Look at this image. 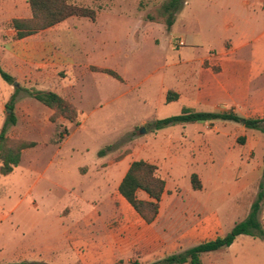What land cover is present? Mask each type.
<instances>
[{"label": "rangeland", "instance_id": "374dc122", "mask_svg": "<svg viewBox=\"0 0 264 264\" xmlns=\"http://www.w3.org/2000/svg\"><path fill=\"white\" fill-rule=\"evenodd\" d=\"M68 1L93 9L96 20L72 17L21 40L14 38L10 24L3 26V32L0 26V62L15 80L8 84L0 75V131L14 113L16 124L9 137L36 143L23 152L10 175H0V264L13 262L15 250L26 246H34L30 253L36 254L42 234L60 229L53 214L62 203L78 196L81 204L88 205L99 196L111 204L109 188L96 195L91 178L79 173V168L85 173L84 166L93 165L98 152L107 147L111 151L105 156L113 161H151L169 188L154 227L160 232V247L138 248L119 264H149L226 235L234 222L247 217L256 199L264 133L241 122L220 120L206 123L201 134H190L186 140L187 132L179 125L154 132L149 128L154 120L181 110L179 103L159 105L156 95L160 79L169 72L170 49L179 47L180 36L218 47L224 35V0H217L218 12L207 10L208 0H188L190 6L183 0L170 30L163 10L170 0ZM25 8L28 0H16V14ZM104 67L117 71L123 82L99 73ZM19 87L64 96L77 108L80 124L23 90L17 93ZM237 114L244 119L261 117ZM169 130L173 133L164 135ZM170 139L178 141L164 146ZM192 174L201 183L198 190L192 186ZM32 203L40 206L39 215L29 211ZM217 219L221 223L216 226ZM260 220L264 226V204ZM202 260L264 264V240L241 235L230 247L204 254Z\"/></svg>", "mask_w": 264, "mask_h": 264}, {"label": "crops", "instance_id": "0c3cea01", "mask_svg": "<svg viewBox=\"0 0 264 264\" xmlns=\"http://www.w3.org/2000/svg\"><path fill=\"white\" fill-rule=\"evenodd\" d=\"M217 4V0H208L207 10L218 12L215 10ZM223 4L224 10L221 12H224L225 19L221 27L224 35L218 47L205 46L196 43L194 38L179 35L182 38V45L180 43L179 47L169 48L173 56L169 58L166 66L168 74L163 76L158 84L156 94L158 104L179 103L180 113L184 108H188L195 112H234L262 118L263 0H224ZM190 5L191 2L185 0L184 6ZM29 17H31L29 4L23 14H16V0H0L2 32L3 26L10 24L13 19ZM118 81L123 82L122 77ZM169 91L179 95L177 101L166 102ZM206 123L208 122L178 125L181 127L180 131L187 132V136H184L186 140L190 134H201ZM172 127L174 126L161 130ZM187 127L189 131L186 130ZM166 133L173 132L169 130L164 135ZM174 141L178 140L170 139L164 142V146H173ZM136 160L139 159L125 158L113 161L111 156H99L93 165L84 166L85 173L79 168L81 176L91 178L92 189L96 195L109 188L111 204L102 202L99 196L89 201L88 205L81 204L78 196L70 202L62 203L53 214L60 229L42 234L43 243L39 244L38 252L30 253L34 246L32 249L28 246L16 249L14 261L2 264H119L121 261L131 259L133 251L138 248L158 249L161 245L160 232L154 228L158 221L146 223L119 193L120 183L131 163ZM168 193L169 188L166 184L160 204ZM137 197L144 201L150 200L148 194L142 190L137 192ZM29 207L34 216L40 214V206L37 203H32ZM220 223L221 221L217 219L215 225ZM237 223L234 222L231 229Z\"/></svg>", "mask_w": 264, "mask_h": 264}, {"label": "trees", "instance_id": "16d2710c", "mask_svg": "<svg viewBox=\"0 0 264 264\" xmlns=\"http://www.w3.org/2000/svg\"><path fill=\"white\" fill-rule=\"evenodd\" d=\"M183 0H170L164 7L166 15V25L170 30L176 21V14L182 6ZM31 17L15 18L11 21L10 26L15 31L14 38L21 40L32 36L38 32L52 28L63 23L72 17L89 18L91 21L96 20V12L93 9L70 3L68 0H28ZM264 9V0H263ZM102 73L108 74L118 80L121 76L114 70L101 69ZM0 75L8 83L13 84L14 78L2 68L0 62ZM25 91L30 97L39 101L46 107L55 110L56 113L71 123L77 125L79 122V113L77 108L65 97L53 91H44L37 89L17 88L16 92ZM179 95L169 91L166 96V102L177 101ZM16 95H13L9 106L14 110ZM244 118L234 112H195L191 109L184 108L179 115L158 119L149 124L152 132L165 129L170 126L186 123H205L216 120L241 122ZM16 124L14 113L8 116L7 121L0 131V175H10L16 167L19 166L23 152L26 149L33 148L36 143L28 141H15L9 137V129ZM244 126L247 129L257 130L264 133V117L247 118ZM60 139H63V133H59ZM240 143L244 139H239ZM111 151L107 147L98 152L100 157L105 156ZM191 183L195 190L201 188V183L197 174H192ZM166 181L159 175L158 167L155 164L145 160L133 161L128 172L119 185V193L131 204L137 213L145 220L146 223L152 224L156 221L159 214V204L165 192ZM139 190L144 191L150 197L149 201L140 200L137 197ZM264 204V157L262 178L259 183V190L256 199L251 204L247 217L235 224V226L224 236L204 241L186 250L167 255L157 261L149 264H203L202 256L204 254L220 251L228 248L235 242L236 238L241 235L252 236L264 240V226L260 220L261 209ZM131 264H141L134 261Z\"/></svg>", "mask_w": 264, "mask_h": 264}, {"label": "water", "instance_id": "95a60500", "mask_svg": "<svg viewBox=\"0 0 264 264\" xmlns=\"http://www.w3.org/2000/svg\"><path fill=\"white\" fill-rule=\"evenodd\" d=\"M14 86H17V83H16ZM8 112H10L9 109H8ZM241 123H242V124H245V119H243V120L241 121ZM143 132H145V129L143 130Z\"/></svg>", "mask_w": 264, "mask_h": 264}, {"label": "built area", "instance_id": "2783aa9c", "mask_svg": "<svg viewBox=\"0 0 264 264\" xmlns=\"http://www.w3.org/2000/svg\"><path fill=\"white\" fill-rule=\"evenodd\" d=\"M181 45H182V42H181Z\"/></svg>", "mask_w": 264, "mask_h": 264}]
</instances>
